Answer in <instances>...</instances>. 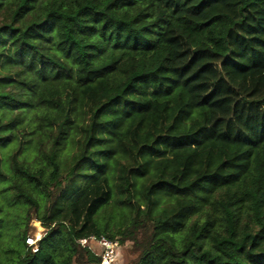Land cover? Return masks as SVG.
Here are the masks:
<instances>
[{
	"label": "trees",
	"instance_id": "16d2710c",
	"mask_svg": "<svg viewBox=\"0 0 264 264\" xmlns=\"http://www.w3.org/2000/svg\"><path fill=\"white\" fill-rule=\"evenodd\" d=\"M138 235L264 264V0H0V264Z\"/></svg>",
	"mask_w": 264,
	"mask_h": 264
},
{
	"label": "built area",
	"instance_id": "2783aa9c",
	"mask_svg": "<svg viewBox=\"0 0 264 264\" xmlns=\"http://www.w3.org/2000/svg\"><path fill=\"white\" fill-rule=\"evenodd\" d=\"M27 244L33 247V250L36 251V239L28 237L26 240ZM80 244L87 245L88 243L97 244L100 249L99 256L101 261L99 264H117L120 256V243L118 241H112L106 237H94L81 239Z\"/></svg>",
	"mask_w": 264,
	"mask_h": 264
},
{
	"label": "rangeland",
	"instance_id": "374dc122",
	"mask_svg": "<svg viewBox=\"0 0 264 264\" xmlns=\"http://www.w3.org/2000/svg\"><path fill=\"white\" fill-rule=\"evenodd\" d=\"M32 226L35 228L34 235L36 236H31V238L36 239V237L43 231V229L40 223L36 220L32 221ZM138 239L139 240L137 243L130 241L125 245V247H123V249L120 251L121 259L119 264H135L138 261L140 253L142 252L145 245L144 240H142V235H138Z\"/></svg>",
	"mask_w": 264,
	"mask_h": 264
}]
</instances>
